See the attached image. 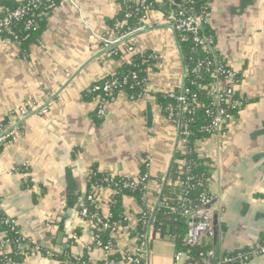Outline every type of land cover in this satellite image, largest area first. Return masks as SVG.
<instances>
[{
    "label": "crops",
    "instance_id": "crops-1",
    "mask_svg": "<svg viewBox=\"0 0 264 264\" xmlns=\"http://www.w3.org/2000/svg\"><path fill=\"white\" fill-rule=\"evenodd\" d=\"M120 11L118 0H63L28 57H21L14 42L0 44V121L21 109L28 112L11 126L14 139L0 155L2 209L30 243L59 253L70 247L73 258L91 263L105 253L95 248L91 224L78 211L93 169L134 179L147 160L153 180L149 207L155 209L164 184L158 180L165 181L179 149V127L164 116L155 97L184 84L172 23L164 12H151V28L131 37L138 51L159 59L146 94L137 101L121 95L106 103L100 125L93 121L96 104L83 100L87 88L132 57L126 53L116 61L110 47L101 46L104 38L114 39L107 21ZM206 23L215 34L216 52L240 75L236 93L246 102L224 135L198 146L200 156L211 161L209 208L219 255L264 238V0H213ZM22 168L27 172H19ZM29 179L40 190L37 199L26 189ZM107 201L103 193V212ZM123 208L136 224L141 213L136 200L124 198ZM134 239L118 236L115 253L132 252ZM173 258L170 243L155 242L150 264H172ZM22 264L61 263L37 254ZM251 264H264V256Z\"/></svg>",
    "mask_w": 264,
    "mask_h": 264
},
{
    "label": "trees",
    "instance_id": "trees-1",
    "mask_svg": "<svg viewBox=\"0 0 264 264\" xmlns=\"http://www.w3.org/2000/svg\"><path fill=\"white\" fill-rule=\"evenodd\" d=\"M62 1L53 0L55 6L52 7L51 3L46 0H0V24L13 13L23 12L20 19H11L8 26L9 31L2 28L0 44L4 40L14 42L19 47L21 57H28L32 47L46 32L49 16L61 5ZM212 2L213 0H181L180 4L173 6L168 0H163L162 3L154 0H118L121 8L120 13L113 20L107 21V25L115 37L113 40L104 38L101 46L105 49L112 44L124 41L141 30L151 28V25L147 24V16L153 11H162L168 17L173 13L177 15L180 11H184L188 15L195 14L205 18L210 13ZM198 38L204 40L205 45H199L196 42L195 34L175 32L176 43L186 70L184 87H176L155 94L157 102L168 120L176 127H179V124L187 123L180 132V140H184L186 143L179 147L174 156L164 190L160 194H156V199H160L159 205L155 209L149 207V184L152 183V178L148 177L135 189L125 187L133 181H141L145 176H149L147 160L141 164L138 178L134 179L115 176L111 173L103 174L95 167L89 176L86 194V197L93 195L96 193V187L102 186L104 192L108 191L111 194L113 207L111 208L110 224L113 227L119 226L122 229L125 226H131V236L140 238L141 242H145L146 237L150 236V252L155 242L170 243L174 256L180 252L187 253L188 260L185 264H206L205 260L209 258L208 251L211 248L215 250V239L202 247L190 248L186 246L192 220L190 217L181 216L178 212L173 213L172 209L193 210L200 213L207 210L203 199L211 197L209 192L212 178L211 161L200 156L198 146L201 142L224 135L231 119L244 108L246 103L237 93L232 100L240 101L241 107L233 108L225 100L224 83L229 81V75L232 73L234 74L233 81L238 85L240 75L231 69L222 56L216 52L215 34L206 22L203 23ZM133 46H135V40L130 38L112 51L111 57L119 61L128 53V48ZM158 64L159 59L153 52H138L129 60L124 61L115 72L87 88L82 93L83 100L98 106L113 102L119 96L125 95L130 100L137 101L146 94L150 74L158 71ZM200 64L202 67H199ZM107 86L110 89L105 91ZM182 97L187 100V112H183L181 108L180 99ZM97 106L93 113V121L100 125L103 123L104 115H99ZM222 110H225L226 115L231 118L226 119L215 128L213 123ZM20 119L19 114L15 113L0 121V134L6 132ZM13 139L14 136L9 134L5 141L0 143V155L5 146ZM19 172L23 174L27 171L22 168L19 169ZM158 181L160 185L164 182L162 179ZM25 186L32 193L34 199L40 197L38 195L40 190L35 186L33 180L29 179ZM127 197L134 198L141 207V213L134 225L130 220L126 221L128 216H125L123 200ZM100 202L101 199L98 198L95 202L88 203L90 216L95 214L102 216ZM12 220L3 211L0 199V243L7 242L4 248L6 254L0 255V264H22L30 256L37 254L50 257L61 264H105L104 261L91 263L86 257L77 260L71 256L70 247H67L62 253L45 248L35 253L36 245L30 243L23 236L19 226L11 223ZM91 227L93 238L98 236L104 245L112 242L115 250L119 251L117 250L118 241L111 237L110 231H103L95 224H92ZM261 247L264 248V238L232 253L216 255V259L212 261L219 263L229 259L230 262L222 264H251L255 259L264 256L260 253ZM123 258L120 252L108 257L109 260H114L118 264L123 262ZM140 264H147V260H143Z\"/></svg>",
    "mask_w": 264,
    "mask_h": 264
},
{
    "label": "built area",
    "instance_id": "built-area-1",
    "mask_svg": "<svg viewBox=\"0 0 264 264\" xmlns=\"http://www.w3.org/2000/svg\"><path fill=\"white\" fill-rule=\"evenodd\" d=\"M47 2H50L52 7L55 6V4L53 3V0H46ZM173 6H175L177 3V0H168ZM150 14V13H149ZM23 15V12L21 11H17L15 13H13L12 15L8 16L6 19L3 20V22L0 24V32L2 30V28H6L5 30H8V26L10 24L11 19H20ZM149 15L147 16V21H148ZM207 18L208 15L204 18V16H198L195 14H191L188 15L186 12L184 11H180L177 15L175 13L171 14L168 19L169 21L172 23V30L175 34L176 31H182V32H187V33H192L196 35V42L199 45H205V41L198 38V34L202 28L203 23L207 22ZM145 30H141L136 34L142 33ZM134 35H132L131 37H133ZM131 37L127 38L130 39ZM125 39V40H127ZM185 40V38H184ZM118 43H115V45ZM109 55L112 56L113 52L117 47H113L112 45L109 46ZM140 51H138L136 49L135 46L133 47H129L128 48V53L133 56L136 53H138ZM199 67H202V64L199 65ZM233 77L234 74H230L229 75V81H227L226 83H224V87L223 90H225V97H226V102L228 104H231V106L233 108H237V107H241L242 103L240 101H233V97L236 95V87L237 84L233 81ZM110 89L109 86L106 87L105 91H108ZM181 101V108L183 110V112H187L188 111V103L187 100L182 97L180 99ZM105 105L106 103L103 104H99L97 106L98 108V113L99 115H104V111H105ZM40 113L42 114H46L47 110L43 109L40 111ZM19 116L21 119H24L28 116V112L25 109H21L18 112ZM231 118L229 115H226L225 110H222L219 112V116L217 117V119L214 121V127L217 128L223 121H225L226 119ZM187 123H182L179 124V126H181V129L186 127ZM12 135L15 136V133L13 131H11L10 129H8L6 132H4L3 134H0V143H3L6 139L7 135ZM187 135V133H186ZM186 143V141L184 140H180L179 141V147L180 146H184ZM182 148V147H181ZM149 176H145V178H143L141 181L140 180H136L133 181L130 184H127L125 187L128 188L130 187L131 189H135L137 188L142 182H145V180L148 178ZM106 182H109V180H106ZM105 193L108 196V201L106 202L107 204V212H103L102 211V216H99L98 214L95 215H89V210H88V203H92L95 202L96 199L100 198L101 199V195ZM183 200L185 201V199L183 198ZM204 204L207 206V210L204 213H200V212H194L193 210H183V211H178V209L174 208L172 209L173 213H179L181 216L183 217H190L191 218V226H190V234L187 237L186 240V246L192 248V247H202L205 244H209L210 241H213L215 239V229L214 226L212 225L211 222V212H210V204L212 202V198L211 197H205L203 199ZM101 204V202H100ZM102 205H100V208L102 209ZM112 203H111V194L110 192L106 191L104 192L102 186H97L96 187V193L93 195H89L87 197H85L82 200L80 209L78 211V217L81 220H85L86 222L92 224H95L97 227H101L103 231H110L111 233V237L114 239H117L118 236H120L121 234H128L130 235V230H131V226H125L122 229H120V227H113L110 224V219L112 217L111 214V208H112ZM90 219V220H89ZM130 219L127 218L126 221H129ZM12 224L17 225V222L15 220L11 221ZM72 239L75 241L78 239V236L76 234H74L72 236ZM135 248L134 250L131 251H124L122 253L123 255V262H121L120 264H140L143 260H147L148 261V250H149V243H150V236L146 237V241L145 242H141L140 238H135L133 240ZM7 242H1L0 243V255H5L6 252L4 251L5 245ZM94 246L97 249L102 250L105 253V258L101 261H104L105 264H118L117 262H115L114 260H109L108 257L111 254L115 253V248L113 247V243L109 242L108 244L104 245V243L99 240V237L95 236L94 237ZM42 249L41 246H37L34 249L35 253L40 252ZM260 253L262 255H264V248L261 247L260 248ZM208 259L205 260L206 264H222V263H227L230 262L229 259L224 260L223 262H219L216 263L212 260L216 259V252L214 249H210L208 251ZM79 260V259H77ZM188 260V255L185 252H180L177 253L174 258H173V262L172 264H185Z\"/></svg>",
    "mask_w": 264,
    "mask_h": 264
},
{
    "label": "water",
    "instance_id": "water-1",
    "mask_svg": "<svg viewBox=\"0 0 264 264\" xmlns=\"http://www.w3.org/2000/svg\"><path fill=\"white\" fill-rule=\"evenodd\" d=\"M180 1H181V0H177L176 3H177V4H180ZM173 8H174V7H173ZM127 40H128V39H127ZM176 44H177V43H176ZM177 48H178V45H177ZM178 50H179V48H178ZM179 53H180V51H179ZM180 56H181V53H180ZM181 61H182V63H183L182 56H181ZM183 68H184V83H185L186 70H185L184 63H183ZM183 87H184V84H183ZM180 132H181V126H179V141H180ZM173 162H174V159H173ZM173 162H172V164H173ZM171 167H172V165H171ZM170 171H171V168H170V170H169V173H170ZM169 173H168V175H167V177H166V179H165V181H164V184H163V190H164V188H165V186H166V184H167ZM159 203H160V199H159V201H158L157 206L159 205ZM157 206H156V207H157ZM58 239H59V243L61 244V242H62V240H63V233H59ZM149 247H150V245H149ZM149 247H148V248H149ZM148 251H149V252H148V264H150V248H149Z\"/></svg>",
    "mask_w": 264,
    "mask_h": 264
}]
</instances>
